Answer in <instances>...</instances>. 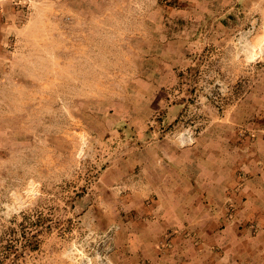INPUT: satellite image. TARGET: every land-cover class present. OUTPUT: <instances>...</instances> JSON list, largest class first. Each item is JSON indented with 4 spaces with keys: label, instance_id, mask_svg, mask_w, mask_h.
Returning a JSON list of instances; mask_svg holds the SVG:
<instances>
[{
    "label": "rangeland",
    "instance_id": "obj_1",
    "mask_svg": "<svg viewBox=\"0 0 264 264\" xmlns=\"http://www.w3.org/2000/svg\"><path fill=\"white\" fill-rule=\"evenodd\" d=\"M31 1L17 0L0 74V264H119L140 220L130 197L145 178L140 167L112 168L163 139L191 149L210 131L240 144L264 136V19L239 2L224 45L207 37L171 88L149 91L123 74L119 53L108 58L118 43L98 38L124 11L109 0ZM83 20L95 44L77 48ZM162 100L178 113L159 109Z\"/></svg>",
    "mask_w": 264,
    "mask_h": 264
},
{
    "label": "crops",
    "instance_id": "obj_2",
    "mask_svg": "<svg viewBox=\"0 0 264 264\" xmlns=\"http://www.w3.org/2000/svg\"><path fill=\"white\" fill-rule=\"evenodd\" d=\"M29 1L28 9L34 7ZM149 1L109 0L108 10H122L125 17L114 19V30L98 34L118 43L108 58L119 53L126 62L123 74H139L149 91L172 86L207 37L224 45L233 21L228 17L239 2L243 10L250 6L264 19V0ZM103 4L98 10L105 9ZM78 5L77 10L85 11L83 3ZM16 8L17 0H0V74L10 55L4 45L19 30ZM91 22L100 27L105 20L93 17ZM81 23L77 48L85 39L91 44L96 39L95 31L88 36L86 22ZM165 107L162 100L159 109ZM180 107L167 106L166 114L175 115ZM236 139L234 132L210 131L191 149L163 139L129 157L122 168L111 169L125 176L140 167L145 178L130 197V211L137 210L140 220L126 229L119 264H264V136L242 144Z\"/></svg>",
    "mask_w": 264,
    "mask_h": 264
}]
</instances>
